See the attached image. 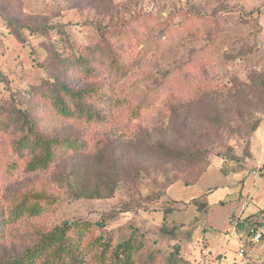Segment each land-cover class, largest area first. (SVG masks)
I'll return each instance as SVG.
<instances>
[{
  "label": "rangeland",
  "instance_id": "obj_1",
  "mask_svg": "<svg viewBox=\"0 0 264 264\" xmlns=\"http://www.w3.org/2000/svg\"><path fill=\"white\" fill-rule=\"evenodd\" d=\"M100 25L136 41L120 42L126 72L101 80L113 89L105 124L48 126L88 150L30 174L0 138V263L26 258L65 224L83 264L104 244L111 261L128 241L134 258L159 264L176 245L181 264L264 263V242L240 259L244 224L234 232L264 214V0H0V110L37 112L36 91L57 78L60 59L98 40ZM235 167L232 184L224 172ZM33 191L53 204L17 217Z\"/></svg>",
  "mask_w": 264,
  "mask_h": 264
},
{
  "label": "trees",
  "instance_id": "obj_2",
  "mask_svg": "<svg viewBox=\"0 0 264 264\" xmlns=\"http://www.w3.org/2000/svg\"><path fill=\"white\" fill-rule=\"evenodd\" d=\"M98 29L100 33L98 40L92 45L83 47L75 60L60 59L57 78L53 82L47 81L36 91L34 96L40 100L37 112L0 110V138L12 147L14 159L25 161V169L30 174L49 172L68 157L88 150L85 141L79 137H60L51 132L48 128L50 124L56 121L72 123L79 120L105 124L107 118L105 111L113 103L111 95L113 89L110 84H103L101 80L107 76H118L126 72L128 57L120 42L135 45L136 41L130 39L135 37L128 36L130 32L128 30L118 32L111 25H100ZM123 37H125L124 40L121 39ZM118 39H121L119 43ZM59 76H63V79H58ZM261 123V120H257L251 132H256ZM162 149L170 156L174 155L181 159L186 157L183 151ZM235 171L236 167L225 171L224 174L228 175ZM31 200L34 205L30 207L24 205L20 213H17V217L27 213L36 217L42 212L39 202L45 201L46 204L54 202L45 192L38 191L32 192ZM261 215L256 213L244 218L243 221L236 222L235 231L241 229V224L245 225H242L243 232L247 236L242 240L248 244L247 249L253 245L248 240L249 226ZM4 224V215L0 214V240L4 238ZM72 227L73 225L65 224L57 228L48 238L42 237L41 247L26 258H16L0 264H57L64 257L66 259L63 264H83L75 257L76 249L67 236L68 230ZM72 236L73 233H71ZM263 242L264 240L261 241ZM103 246L100 258L89 264H159L162 262L160 257L155 255H150L148 259L134 258L131 241L120 244L115 251L116 257L108 261L106 252L109 248L105 244ZM138 250L142 254L141 244L136 246V251ZM182 261L180 247L176 245L167 259V264H181Z\"/></svg>",
  "mask_w": 264,
  "mask_h": 264
},
{
  "label": "built area",
  "instance_id": "obj_3",
  "mask_svg": "<svg viewBox=\"0 0 264 264\" xmlns=\"http://www.w3.org/2000/svg\"><path fill=\"white\" fill-rule=\"evenodd\" d=\"M235 232V230H234ZM248 240L252 244H260L264 240V214L254 219L248 230ZM240 246L238 250V257L243 259L245 257L248 244L240 239Z\"/></svg>",
  "mask_w": 264,
  "mask_h": 264
},
{
  "label": "crops",
  "instance_id": "obj_4",
  "mask_svg": "<svg viewBox=\"0 0 264 264\" xmlns=\"http://www.w3.org/2000/svg\"><path fill=\"white\" fill-rule=\"evenodd\" d=\"M227 178H228V180H229V182L230 183H232V184H235V181H236V179H235V174L232 172V173H230V174H228L227 175ZM242 180L244 181L245 180V178L243 179L242 178ZM244 185H246V182L244 183ZM241 199V198H240ZM223 205H226V204H223ZM258 208V207H257ZM213 209V207L210 209V211ZM248 210V214H249V212H250V214L251 213H253V212H255V208L252 206V205H248V204H246V208L244 209V212L245 211H247ZM247 217V216H246ZM245 217V218H246ZM209 222L207 221V224H208ZM208 225H210V224H208ZM211 226V225H210ZM239 240H240V238H239Z\"/></svg>",
  "mask_w": 264,
  "mask_h": 264
}]
</instances>
